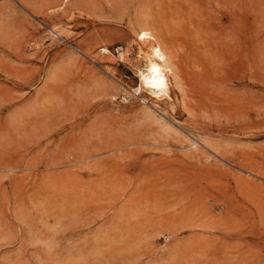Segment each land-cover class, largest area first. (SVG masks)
<instances>
[{
    "label": "rangeland",
    "instance_id": "obj_1",
    "mask_svg": "<svg viewBox=\"0 0 264 264\" xmlns=\"http://www.w3.org/2000/svg\"><path fill=\"white\" fill-rule=\"evenodd\" d=\"M0 264H264V0H0Z\"/></svg>",
    "mask_w": 264,
    "mask_h": 264
},
{
    "label": "bare ground",
    "instance_id": "obj_2",
    "mask_svg": "<svg viewBox=\"0 0 264 264\" xmlns=\"http://www.w3.org/2000/svg\"><path fill=\"white\" fill-rule=\"evenodd\" d=\"M142 34L143 35L141 36V45H139L138 47V57L141 58L144 63L140 65L136 64L137 66H135V71L138 77V86L133 88L132 92L136 95H139L141 93H147L149 94L148 96H150V98H155L156 101L165 98H169L171 100V90H181V82L178 73L174 70V66L170 57V52L166 47L167 45L165 46L159 36L148 29H142ZM126 50V48H118V56L120 60H125L127 53ZM103 51L106 53L108 52L106 49ZM144 100H146V98ZM165 123L163 126H165ZM170 126L172 125L169 124V127ZM173 133L177 132L173 131ZM185 137L181 136V139ZM189 146L191 148H195V146L197 145H195V143H190ZM189 152L191 151L189 150Z\"/></svg>",
    "mask_w": 264,
    "mask_h": 264
}]
</instances>
